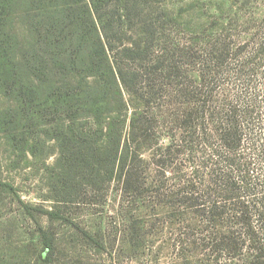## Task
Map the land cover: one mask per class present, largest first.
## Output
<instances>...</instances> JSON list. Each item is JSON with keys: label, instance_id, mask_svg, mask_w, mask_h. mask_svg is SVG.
<instances>
[{"label": "trees", "instance_id": "16d2710c", "mask_svg": "<svg viewBox=\"0 0 264 264\" xmlns=\"http://www.w3.org/2000/svg\"><path fill=\"white\" fill-rule=\"evenodd\" d=\"M153 1L0 0V97L7 101L0 106V134L32 154L31 130L17 131L25 119H35L55 141L59 154L51 171L57 204L36 207L51 221L63 218L58 202L73 201L83 184L96 188L117 181L126 191L141 192V144L151 146L150 132L159 124L157 115L147 113L167 79L168 89L184 100L168 101L175 132L165 148H153L156 162L163 163V150L175 145L178 155L187 153L193 161L215 142L204 120L205 101L198 98L202 82L195 85L184 76L166 50L157 56L153 51L155 34L164 27L147 19ZM43 116L45 123L39 121ZM217 126L206 165L211 180L195 175L179 203L193 213L195 226L213 227L204 232L211 247L244 251L242 264H264V230L253 227L256 220L264 222V185L257 192L260 178L249 174L254 162L241 157V125L229 119ZM0 186L14 191L1 180ZM39 233L43 246L37 257L49 263L56 244L43 228Z\"/></svg>", "mask_w": 264, "mask_h": 264}, {"label": "rangeland", "instance_id": "374dc122", "mask_svg": "<svg viewBox=\"0 0 264 264\" xmlns=\"http://www.w3.org/2000/svg\"><path fill=\"white\" fill-rule=\"evenodd\" d=\"M149 10L148 21L164 25L155 34L156 56L166 50L184 76L195 85L202 82L198 98L205 101L212 145L221 121L235 119L241 125L245 141L240 154L254 162L249 174L260 178L259 192L264 185V0H156ZM167 82L158 86L147 113L157 115L159 124L150 132L151 146L141 144V192L126 191L117 181L96 188L83 184L73 201L58 202L60 219L51 221L36 210L57 204L51 171L59 154L55 141L43 135L35 119H25L17 131L31 130L28 135L36 141L32 154L0 134V180L14 187L0 186V264H242L244 251L235 253L218 243L211 247L204 232L213 227L195 226L193 213L179 203L193 178L211 180L206 165L212 145L193 161L187 153L178 155L176 145L163 150V163L153 157V148H165L175 132L168 101L172 96L175 102L184 100ZM6 102L0 97V106ZM256 221L255 231L264 230V222ZM40 227L56 244L49 263L37 257L43 246Z\"/></svg>", "mask_w": 264, "mask_h": 264}]
</instances>
